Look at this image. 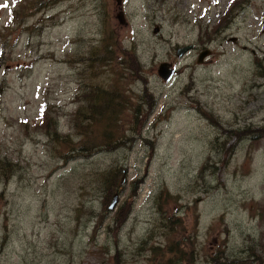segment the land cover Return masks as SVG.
Listing matches in <instances>:
<instances>
[{
  "label": "rangeland",
  "instance_id": "rangeland-1",
  "mask_svg": "<svg viewBox=\"0 0 264 264\" xmlns=\"http://www.w3.org/2000/svg\"><path fill=\"white\" fill-rule=\"evenodd\" d=\"M240 2L0 0V264H264V0ZM96 88L123 109L114 150L70 130ZM45 102L93 156L60 158Z\"/></svg>",
  "mask_w": 264,
  "mask_h": 264
},
{
  "label": "trees",
  "instance_id": "trees-1",
  "mask_svg": "<svg viewBox=\"0 0 264 264\" xmlns=\"http://www.w3.org/2000/svg\"><path fill=\"white\" fill-rule=\"evenodd\" d=\"M250 0H241L239 4V9H243L245 5ZM237 10L236 8L231 9ZM229 12V11H228ZM229 14H226V19H228ZM105 60H109V58H105ZM103 59H99V61H105ZM131 69L138 68V62L135 58L131 59ZM87 105L83 107H79L76 112L72 115L69 120L70 130L76 131L79 135H83L90 129L91 124H95L94 126H100L102 129L99 132L101 134V138H98L99 141H102V145L105 150H114L119 148L124 142H122L123 137H117L119 134L124 133V130H118V125L120 124V112L123 111L122 107L119 104H115L112 99V94L106 92H100L98 88L94 91L90 92L87 96ZM117 98H115L116 100ZM47 103H44L41 117H42V125L37 126V129L44 131L53 141L63 147L64 150L60 155V158L63 160L69 161V159L73 158L70 155L77 153L76 157H79L78 154H81L83 157L84 152L88 153V156H93V150L98 148V145L95 143L96 139H93L91 142L87 139H80L77 143L73 141V137L76 135L71 131L63 132L57 126L56 118L51 117L49 113H47ZM44 120V121H43ZM84 121H88L90 124L86 125L85 130L83 127ZM39 125V124H38ZM68 127V120H67ZM93 128V126H92ZM83 130V131H81ZM133 130V128H132ZM86 131V132H85ZM96 135V134H95ZM94 135V136H95ZM121 139V140H120ZM101 143V142H99ZM96 154V153H95ZM89 158V157H88ZM14 172L12 165L5 159L0 160V183L7 184L11 179L9 175ZM124 170L120 166H116L112 169L107 170L106 172L100 175V183L105 188V192L108 195H113L116 193L117 188L122 182L121 175ZM182 251L177 250V252L173 251V245L169 248V253H175L176 259L180 260L183 256Z\"/></svg>",
  "mask_w": 264,
  "mask_h": 264
},
{
  "label": "water",
  "instance_id": "water-1",
  "mask_svg": "<svg viewBox=\"0 0 264 264\" xmlns=\"http://www.w3.org/2000/svg\"><path fill=\"white\" fill-rule=\"evenodd\" d=\"M122 14H118L117 18L120 20V22H123L122 20ZM235 40L233 39V42ZM193 48L192 45L189 46H184L183 48H180L177 51V56L181 57L183 55H185L186 53H188L189 51H191ZM211 54V51L209 49H206L204 51H202L199 56H198V60H197V64H202L204 59L209 56ZM175 73V68H173L172 64L164 62L161 63L158 67V76L166 83L170 82L174 76ZM117 201V197L113 200L110 209H113L114 205L116 204Z\"/></svg>",
  "mask_w": 264,
  "mask_h": 264
},
{
  "label": "snow or ice",
  "instance_id": "snow-or-ice-1",
  "mask_svg": "<svg viewBox=\"0 0 264 264\" xmlns=\"http://www.w3.org/2000/svg\"><path fill=\"white\" fill-rule=\"evenodd\" d=\"M13 3H15V0H13ZM6 7H8L7 3L0 4V8H6Z\"/></svg>",
  "mask_w": 264,
  "mask_h": 264
},
{
  "label": "flooded vegetation",
  "instance_id": "flooded-vegetation-1",
  "mask_svg": "<svg viewBox=\"0 0 264 264\" xmlns=\"http://www.w3.org/2000/svg\"><path fill=\"white\" fill-rule=\"evenodd\" d=\"M173 66V65H172Z\"/></svg>",
  "mask_w": 264,
  "mask_h": 264
}]
</instances>
